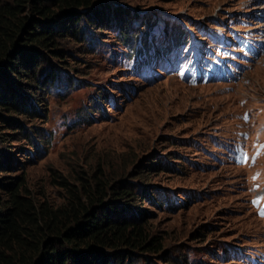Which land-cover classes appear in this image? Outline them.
<instances>
[{
	"label": "rangeland",
	"instance_id": "obj_1",
	"mask_svg": "<svg viewBox=\"0 0 264 264\" xmlns=\"http://www.w3.org/2000/svg\"><path fill=\"white\" fill-rule=\"evenodd\" d=\"M122 13L130 36L148 33L150 63L121 41ZM71 14L51 21L35 90L0 83V183L23 181L51 210L96 194L98 212L117 207L161 245L115 250L113 264H264V0H100ZM127 187L132 198L115 194Z\"/></svg>",
	"mask_w": 264,
	"mask_h": 264
},
{
	"label": "trees",
	"instance_id": "obj_2",
	"mask_svg": "<svg viewBox=\"0 0 264 264\" xmlns=\"http://www.w3.org/2000/svg\"><path fill=\"white\" fill-rule=\"evenodd\" d=\"M98 1L0 0V83L11 75L20 78L18 83L27 81L24 86L35 90L33 83L38 80L34 72L38 69L36 60L39 59L36 54L39 48L53 47L57 34L51 21L57 12H72L71 20H75L76 11L90 8ZM117 16L121 41L132 51V55H138L142 50H136L134 44L139 38L145 49L144 54L143 51L140 53L142 62H146L148 33L130 36L131 24L125 21L123 13ZM172 43L179 45V40L172 39ZM23 47L30 50L22 52ZM26 57L27 60H34L30 67L26 64ZM0 89L8 91L9 84L6 88L2 85ZM2 104L0 101V107ZM9 106V111H19L15 100L9 101ZM26 112L24 114H29L28 110ZM9 125L17 126L11 121ZM23 139L28 141L30 136ZM23 189V181L0 183V264H113L119 259L115 250L124 247L143 250L161 248L156 239L147 244L142 237L145 236L142 225L135 224L132 217L116 215L117 207L109 208L108 204L101 207L105 211L98 212L94 206L102 200L97 202L96 194L89 193V206L77 198L78 201L68 206L51 210L38 207L22 193ZM132 192L127 187L115 194L125 199L132 198Z\"/></svg>",
	"mask_w": 264,
	"mask_h": 264
}]
</instances>
